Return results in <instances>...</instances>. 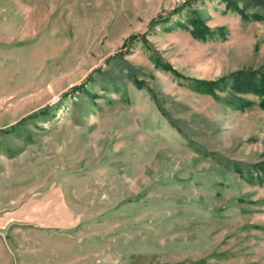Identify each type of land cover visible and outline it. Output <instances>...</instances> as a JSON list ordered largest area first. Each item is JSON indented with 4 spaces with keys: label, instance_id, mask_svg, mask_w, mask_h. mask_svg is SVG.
<instances>
[{
    "label": "rangeland",
    "instance_id": "rangeland-1",
    "mask_svg": "<svg viewBox=\"0 0 264 264\" xmlns=\"http://www.w3.org/2000/svg\"><path fill=\"white\" fill-rule=\"evenodd\" d=\"M186 2L224 37L151 26ZM117 52L184 136L126 81L70 92ZM156 64L204 81L264 69V21L219 0H0V264H264V182L198 152L264 163L257 98L238 111Z\"/></svg>",
    "mask_w": 264,
    "mask_h": 264
},
{
    "label": "trees",
    "instance_id": "trees-1",
    "mask_svg": "<svg viewBox=\"0 0 264 264\" xmlns=\"http://www.w3.org/2000/svg\"><path fill=\"white\" fill-rule=\"evenodd\" d=\"M202 1V0H200ZM225 11L236 15L243 22L264 21V0H219ZM158 25L164 30L181 29L186 31L194 40L204 42L214 37L223 38L224 30L219 28L210 30L201 21L199 14L188 2L179 6L167 17L154 21L151 26ZM112 62V64H111ZM106 68H98L89 73L84 81L70 89L73 94L79 92L83 97L93 100L96 95L85 89V85L100 83V90L108 93H119L123 82L130 83L135 89H144L158 110L180 136H184L181 122L173 118L161 105L153 89L139 77L143 75L140 68L133 66L126 59L123 53L117 52L105 59ZM163 71L173 73L179 81L191 91L207 95L214 101L230 106L238 111H243L253 106L252 101L242 96L251 95L257 98L256 106L264 111V69H240L228 73L212 81L189 79L180 77L165 65H155ZM96 75V77H95ZM96 80V81H95ZM55 108V107H54ZM50 110L45 107L30 116L33 119H41L50 116ZM190 144L191 141H188ZM203 156L215 160L223 169L235 173L240 179L247 183L264 182V163L246 164L239 161H232L214 153L198 151Z\"/></svg>",
    "mask_w": 264,
    "mask_h": 264
}]
</instances>
